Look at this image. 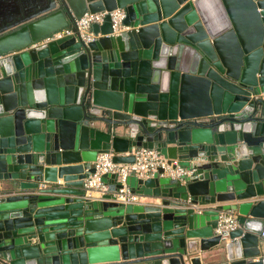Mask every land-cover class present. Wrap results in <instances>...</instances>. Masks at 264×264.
<instances>
[{"label":"water","instance_id":"water-1","mask_svg":"<svg viewBox=\"0 0 264 264\" xmlns=\"http://www.w3.org/2000/svg\"><path fill=\"white\" fill-rule=\"evenodd\" d=\"M117 8L131 29L114 35L107 16L96 40L79 38L77 19ZM0 11L14 21L0 28V264H203L215 249L217 264H264V0H40L27 14L26 0H0ZM65 27L76 34L34 46ZM132 148L194 172L132 173L145 202L115 200V174L87 196L99 154L134 163ZM229 210L240 226L216 233Z\"/></svg>","mask_w":264,"mask_h":264},{"label":"built area","instance_id":"built-area-1","mask_svg":"<svg viewBox=\"0 0 264 264\" xmlns=\"http://www.w3.org/2000/svg\"><path fill=\"white\" fill-rule=\"evenodd\" d=\"M109 16L112 22L113 34H119L122 31L131 29V26L125 23L127 12L125 9L117 8L112 11H101L97 13L87 12L80 19L76 20L78 28V36L85 42H91L97 39V35L93 31L95 23L103 24L106 17ZM73 27H65L57 30L44 38H42L34 46L42 43H48L54 40L62 39L67 36L75 35ZM123 155H134V163H116L113 160L114 153H101L95 161V171L85 180V188L87 196L94 197L96 194L104 195L109 192V187L103 183V176L115 174L122 187L114 194L115 200L124 203H137L142 197L134 192L128 184V178L132 173L140 178H148L163 170L162 175L170 176L173 179L185 182V179L191 176L194 170L179 165L175 161H171L161 154L155 148H132ZM1 189V185H0ZM240 226L238 214L234 210L221 212L216 233L222 234L229 232ZM264 241V229L260 235Z\"/></svg>","mask_w":264,"mask_h":264},{"label":"crops","instance_id":"crops-1","mask_svg":"<svg viewBox=\"0 0 264 264\" xmlns=\"http://www.w3.org/2000/svg\"><path fill=\"white\" fill-rule=\"evenodd\" d=\"M39 2L40 0H26V14L28 11H32L35 9V7L37 5H39ZM1 9L4 11V8L1 7ZM13 10V9H11ZM9 8H8V12H9ZM15 11V10H13ZM0 17H2V11H0ZM60 181H62V179H60ZM116 183V179H114L113 177H108V180H107V184L108 187L110 185H114ZM0 185H1V189L4 187V182H0ZM133 189V188H132ZM103 195H98L96 194L94 197L96 198H101ZM142 201H148L147 198L145 197H142L141 199ZM211 205V204H210ZM203 207H211V206H203ZM262 242V251L264 253V241H261ZM202 257H207V259L204 260L203 264H217V263H221L222 261H224V258H225V254H222V250L221 249H215V250H212L210 252H206V253H202L201 254Z\"/></svg>","mask_w":264,"mask_h":264},{"label":"flooded vegetation","instance_id":"flooded-vegetation-1","mask_svg":"<svg viewBox=\"0 0 264 264\" xmlns=\"http://www.w3.org/2000/svg\"><path fill=\"white\" fill-rule=\"evenodd\" d=\"M10 23H14V21H13V20H11V22L4 23V24H2V25L0 24V28H1V27H4V26H7V25H8V24H10Z\"/></svg>","mask_w":264,"mask_h":264}]
</instances>
